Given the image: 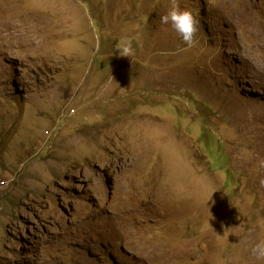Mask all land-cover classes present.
<instances>
[{
  "label": "rangeland",
  "instance_id": "374dc122",
  "mask_svg": "<svg viewBox=\"0 0 264 264\" xmlns=\"http://www.w3.org/2000/svg\"><path fill=\"white\" fill-rule=\"evenodd\" d=\"M172 3L0 0V264H264V0Z\"/></svg>",
  "mask_w": 264,
  "mask_h": 264
},
{
  "label": "clouds",
  "instance_id": "9594fccd",
  "mask_svg": "<svg viewBox=\"0 0 264 264\" xmlns=\"http://www.w3.org/2000/svg\"><path fill=\"white\" fill-rule=\"evenodd\" d=\"M160 22L163 25H170L187 47H192L196 43L195 35L197 32V20L193 14L186 10L181 9L173 0L171 8L160 17ZM116 53L121 57H128L133 54V49L130 42L122 41L116 45ZM259 168H264V160H259ZM264 184V180L261 181ZM251 254L257 260H264V241L256 243L251 248Z\"/></svg>",
  "mask_w": 264,
  "mask_h": 264
},
{
  "label": "bare ground",
  "instance_id": "6f19581e",
  "mask_svg": "<svg viewBox=\"0 0 264 264\" xmlns=\"http://www.w3.org/2000/svg\"><path fill=\"white\" fill-rule=\"evenodd\" d=\"M47 8V7H46ZM38 10V9H37ZM39 11V10H38ZM46 13V12H45ZM50 14V13H49ZM45 15V14H44ZM48 16V15H47ZM26 18H28V20H25V24H26V32H23V31H19V34H18V37L17 38H20V40H28V39H30L29 41H31V40H33V42H34V40H37L36 39V37H37V34L39 33V32H41V31H39V29H38V25H36V23L37 22H41L43 25H44V27H42L43 29V31L47 28V26L49 25V23H50V19L48 18V17H45V18H42L41 19V16L40 17H37L36 16V12L35 11H33V13H30L29 14V16L28 17H26ZM13 23V22H12ZM14 23H17V22H14ZM13 23V24H14ZM38 24V23H37ZM6 25H8V24H6V23H4V24H1V26L0 27H5ZM19 25V24H18ZM18 27V26H17ZM17 29V28H16ZM41 30V29H40ZM17 31H18V29H17ZM15 34L17 33V32H14ZM10 35V34H9ZM12 36V35H11ZM4 37V36H3ZM7 37H8V35H7ZM2 38V37H1ZM9 38H12V37H10L9 36ZM6 38L4 37V39L2 40L3 41V43L4 42H6V40H5ZM1 40V39H0ZM14 40V39H13ZM16 40V39H15ZM14 40V41H15ZM9 41H11V40H9ZM21 41V42H22ZM39 41V40H38ZM21 42H20V44H21ZM44 41H42V43H43ZM2 43V42H1ZM8 43V42H7ZM12 43V42H11ZM38 43H40V41L38 42ZM41 43V44H42ZM15 44V43H14ZM32 44H34V43H32V41L31 42H29L27 45H32ZM13 45V44H12ZM11 45V46H12ZM2 46H4V45H2ZM1 46V47H2ZM7 47V46H6ZM8 47H10V46H8ZM8 47H7V49H8ZM11 48V47H10ZM3 49H4V47H3ZM15 49V48H14Z\"/></svg>",
  "mask_w": 264,
  "mask_h": 264
}]
</instances>
